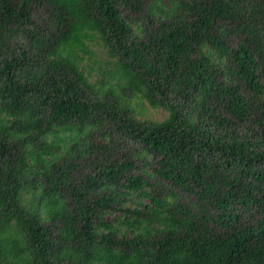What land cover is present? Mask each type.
Returning a JSON list of instances; mask_svg holds the SVG:
<instances>
[{
  "label": "trees",
  "instance_id": "obj_1",
  "mask_svg": "<svg viewBox=\"0 0 264 264\" xmlns=\"http://www.w3.org/2000/svg\"><path fill=\"white\" fill-rule=\"evenodd\" d=\"M0 264H264V0H0Z\"/></svg>",
  "mask_w": 264,
  "mask_h": 264
},
{
  "label": "rangeland",
  "instance_id": "obj_2",
  "mask_svg": "<svg viewBox=\"0 0 264 264\" xmlns=\"http://www.w3.org/2000/svg\"><path fill=\"white\" fill-rule=\"evenodd\" d=\"M89 48L92 52H94V56L90 64L93 66L94 70L97 72L99 69V66L102 67V69L107 70V61L109 60V56L106 50L102 48L100 45H97L95 43H90ZM96 63H94V62ZM134 111L141 115L142 118L147 119H163L166 113H164L161 110H155L149 107V105L146 102H143L142 100H137L134 103Z\"/></svg>",
  "mask_w": 264,
  "mask_h": 264
}]
</instances>
